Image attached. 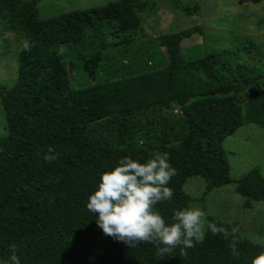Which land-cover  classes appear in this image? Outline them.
Segmentation results:
<instances>
[{"label": "trees", "instance_id": "16d2710c", "mask_svg": "<svg viewBox=\"0 0 264 264\" xmlns=\"http://www.w3.org/2000/svg\"><path fill=\"white\" fill-rule=\"evenodd\" d=\"M40 1L0 0V24L21 37L16 80L0 95V264L13 252L20 264H250L264 246L242 239L237 221L208 216L202 243L161 257L153 244L130 248L104 235L85 202L102 171L157 150L168 152L177 170L168 184L171 202L156 205L166 222L173 209L188 207L189 177L205 181L204 195L231 183L222 142L243 123L264 129L259 47L245 38L230 52L256 54L259 67L231 66L213 51L187 58L181 42L205 37L201 26L135 44L143 15L159 7L154 0H116L46 18L38 15ZM169 1L172 13H199L195 2ZM50 147L58 158L47 163L42 156ZM235 193L245 209L264 201L258 167L236 181Z\"/></svg>", "mask_w": 264, "mask_h": 264}, {"label": "rangeland", "instance_id": "374dc122", "mask_svg": "<svg viewBox=\"0 0 264 264\" xmlns=\"http://www.w3.org/2000/svg\"><path fill=\"white\" fill-rule=\"evenodd\" d=\"M112 1L116 0H41L37 10L39 17L46 18ZM154 1L158 9L153 15H143L142 33L132 34L136 45L144 39L157 42L161 34L198 25L204 29L205 37L194 35L181 42L182 54L187 58L200 57L207 51H213L221 53L231 66L237 62L244 68L260 66L254 50L255 55L251 58L243 52L234 58L230 52L237 47L241 50L244 39L248 38L264 56V23H258L259 19H264V0H179L181 4L192 5L195 2L199 5L198 15L190 17L181 16L179 10L172 13L168 8L169 0ZM5 28L4 24H0V95L16 80L21 43L19 35ZM68 78L70 86L76 87L75 74L69 72ZM84 85L81 82L77 87ZM4 133L5 117L0 105V134ZM222 149L233 181L204 195L205 181L198 176L189 177L183 185V191L191 198L188 207L202 211L204 232L209 228L208 216L221 221H237L242 239L264 246V201L245 209L242 198L235 193L236 181L253 167H258L264 175V129L252 123H243L224 139Z\"/></svg>", "mask_w": 264, "mask_h": 264}, {"label": "clouds", "instance_id": "9594fccd", "mask_svg": "<svg viewBox=\"0 0 264 264\" xmlns=\"http://www.w3.org/2000/svg\"><path fill=\"white\" fill-rule=\"evenodd\" d=\"M53 148H48L42 159L50 163L57 159ZM177 170L168 152L159 150L141 161L130 156L102 171L94 190L87 196L86 210L94 215L102 233L133 248L141 243L153 244L157 256L170 255L178 246L181 255L205 239L203 213L198 208L173 209L172 222H166L156 205L171 202L173 190L168 186ZM213 233L222 229L213 227ZM233 256L239 250L231 246ZM8 264H20L13 252ZM250 264H264V252L253 256Z\"/></svg>", "mask_w": 264, "mask_h": 264}]
</instances>
